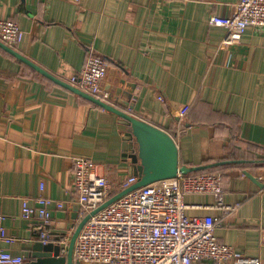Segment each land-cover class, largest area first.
<instances>
[{
	"label": "crops",
	"instance_id": "obj_1",
	"mask_svg": "<svg viewBox=\"0 0 264 264\" xmlns=\"http://www.w3.org/2000/svg\"><path fill=\"white\" fill-rule=\"evenodd\" d=\"M237 1L0 0V20L23 31L15 50L64 81L88 52L101 55V99L114 103L118 88L131 89L134 107L115 106L167 131L181 165L219 162L210 170L220 175V199L238 207L223 211L213 194L190 193L186 212L216 217L220 242L264 264V187L245 173L264 183V26L220 47L225 29L208 22L229 16ZM128 132L115 113L0 47V214L13 237L0 250L30 260L43 225L21 216L22 201L33 203L41 183L63 203L51 206L49 241L69 239L84 216L71 186L73 157L95 161L116 193L132 174Z\"/></svg>",
	"mask_w": 264,
	"mask_h": 264
},
{
	"label": "built area",
	"instance_id": "obj_2",
	"mask_svg": "<svg viewBox=\"0 0 264 264\" xmlns=\"http://www.w3.org/2000/svg\"><path fill=\"white\" fill-rule=\"evenodd\" d=\"M79 3L80 0H71ZM209 24L225 29L220 47L239 43L249 26H264V0H238L229 16L211 15ZM23 38L17 22L0 20V41L15 47ZM107 61L88 52L81 70L72 75L69 83L102 98L101 81L107 73ZM163 101V97H158ZM72 189L77 193L81 214L85 215L113 195L109 179L98 172V165L86 156L72 159ZM136 181L132 174L122 180L118 191ZM223 192L220 175L207 171L199 174L178 173L132 190L92 215L81 228L73 248L74 264H262L258 257H248L232 246L220 242L215 235L217 218L189 215L184 196L190 193H209L218 199L223 211L238 207L220 199ZM62 208L44 193L41 183L33 203L22 201L21 216L37 218L43 225L41 240L49 241L48 226L51 206ZM0 240L12 242L1 224ZM67 237H60L61 252H66ZM22 255L0 250V264H20Z\"/></svg>",
	"mask_w": 264,
	"mask_h": 264
},
{
	"label": "water",
	"instance_id": "obj_3",
	"mask_svg": "<svg viewBox=\"0 0 264 264\" xmlns=\"http://www.w3.org/2000/svg\"><path fill=\"white\" fill-rule=\"evenodd\" d=\"M0 47L56 84L87 99L95 105L115 113L120 118H122L129 126V132L127 133V136L131 139L132 149L128 154V157L130 158L132 175L136 177V181L134 183H131L129 186L117 191L82 217L67 242L66 252L64 254L61 252L62 245L59 243V239L48 241L46 243H43V241L40 240L34 243L33 251L30 253V260L20 264H74L73 248L76 238L83 225L96 212L103 209L105 206L117 200L126 193L147 184L161 179L173 178L178 173L187 174L189 172L209 169L218 165L219 162L194 166L181 165L179 162V151L177 144L174 138L167 131L147 121L137 118L115 106V104H117L122 105V107L125 108L134 107L129 101L132 97L131 89L122 91L121 88H118L117 92L113 96L114 103H109L99 97L79 89L67 81L56 77L2 41H0ZM120 82L123 83V79H121ZM133 86L134 85L132 83H129V87L132 88ZM121 97H125L126 100H122ZM245 173L260 188L264 187V183L257 177H254L247 171H245Z\"/></svg>",
	"mask_w": 264,
	"mask_h": 264
},
{
	"label": "trees",
	"instance_id": "obj_4",
	"mask_svg": "<svg viewBox=\"0 0 264 264\" xmlns=\"http://www.w3.org/2000/svg\"><path fill=\"white\" fill-rule=\"evenodd\" d=\"M262 162L264 163V159H262ZM211 168H213V167H211ZM211 168H209V169H204V170H199V171H193V172H189V173H187V174H199V173H203V172L211 171V170H210Z\"/></svg>",
	"mask_w": 264,
	"mask_h": 264
}]
</instances>
